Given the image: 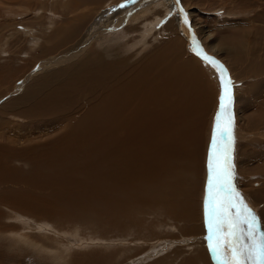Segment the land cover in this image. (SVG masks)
Here are the masks:
<instances>
[{"label":"bare ground","instance_id":"bare-ground-1","mask_svg":"<svg viewBox=\"0 0 264 264\" xmlns=\"http://www.w3.org/2000/svg\"><path fill=\"white\" fill-rule=\"evenodd\" d=\"M170 24L166 22L160 29L162 33L158 42L161 44L150 53H147V47L157 37L150 44H145V50L140 49V52L132 54L128 53L126 47H130L131 43L108 46L101 53L96 49L87 50L86 44L90 39L83 36L80 45L76 49L73 47L74 51L64 56V60H52L50 65H42L41 71L50 73H44L37 81L30 82L17 98L18 104L10 100L9 106L18 109L12 112L15 117H27L34 125L43 124L44 121L49 124L42 125L40 129L43 131L29 141L25 138L29 142L27 147L12 143L9 137L6 145L0 143L2 195L12 200L0 201V205L7 203L8 207H12L16 203L15 213L53 217L58 224L71 225V221L79 224L77 219L90 222L88 215L95 214L94 227L102 222V237L110 240L117 238L107 231L110 222L121 233H117L121 238L132 226L146 230L144 217H153L154 221L156 216L170 219V223L152 224L148 220L149 227L153 229L158 223L174 225L180 224V221L195 222L200 219L198 215H193V210L197 207L195 197L201 195V189L202 192L205 189L208 175L204 129L211 117L214 101H217L216 107L219 108L220 89L214 100L210 79L220 88V78L216 71L213 73L210 65H205L192 51V47H188L189 54L186 52L187 43L184 44L176 35L184 32L181 19L175 18L176 27ZM134 31L139 33L140 30ZM123 32L126 34V31ZM78 33L76 31L75 36ZM185 35H182L183 39ZM102 39L106 41L107 37ZM140 41L144 42L143 34L137 42ZM133 44L131 47L139 43ZM83 49L87 51H80ZM254 54L248 56L245 73L238 75V78L252 75L258 81L264 76V64L257 65V54ZM243 59L236 56L230 68L235 71L234 67ZM68 61L74 63L69 64ZM5 77L7 80L11 78L9 75ZM259 95L260 89L256 87L252 99L256 101ZM241 102L242 108L249 107V101ZM257 105L259 110L264 107V101ZM258 110L252 122L262 116ZM6 122L2 119L0 127L5 128ZM236 130L242 134L239 127ZM206 132L205 129V135ZM237 144L235 142V146ZM237 153L233 150V165H238ZM235 170L234 183L237 184L243 175L237 168ZM145 212L151 215H142ZM26 221L20 220V223L24 225ZM87 222L80 224L92 229L91 222L90 225ZM1 225L0 221L2 230L7 227L6 224ZM189 229H178L179 237L194 235L191 238H197L198 233L199 237L206 235L205 226L201 223L198 233L193 229L188 232ZM142 234L144 236L145 233ZM81 235V242L87 241ZM145 235L151 240L157 237V232L147 229ZM177 242L181 245L182 241ZM202 243L189 244L193 246V253L191 251L188 256L181 255L180 258L177 255L174 262L179 258L177 264H213L206 241ZM127 250L118 251L114 256L112 253L99 256L94 250L81 256L72 253L66 264L120 263L118 261L122 255L130 253ZM162 258L158 260L167 264L168 260L173 259L170 256Z\"/></svg>","mask_w":264,"mask_h":264},{"label":"rangeland","instance_id":"rangeland-1","mask_svg":"<svg viewBox=\"0 0 264 264\" xmlns=\"http://www.w3.org/2000/svg\"><path fill=\"white\" fill-rule=\"evenodd\" d=\"M120 4H125V7H119ZM173 5V0H135L134 3L131 0H0V121L2 119L7 121L5 128L0 127V143L6 145V140L10 138L12 143L27 147L29 139L43 131L40 127L49 124L48 121H44L43 124L34 125L27 117H15L12 112L18 109L9 106L10 100L18 104L17 98L23 94L22 89L24 90L30 82L40 79L46 72L41 71L43 64L48 66L52 60H64V56L74 51L73 47L76 49L80 45L83 36L90 39L89 44H86L87 50L96 49V52L101 53L102 49L108 46L131 43L130 47H126L128 53L132 54L140 52V49L145 50V44H150V41L157 37L147 47V53H150L155 46L161 44L158 41L162 32L159 31L163 25L169 22L174 27L175 18L180 19L175 16ZM179 5L183 9L184 15H187L191 32L202 50L208 56L217 58L216 60L224 66L228 78L232 82L233 150L238 152L239 158L236 163L238 165L234 164L233 167L236 166L234 171L237 168L243 175L242 179L237 180L238 183H235V186L237 185L236 188L248 206L260 218L261 231L264 232V107L257 109V106L259 107L257 104L264 101V76L260 79L263 81H255L252 75L251 77L238 78V75L245 73L244 69L247 67L245 61L252 53L257 54V65L264 64V0H179ZM117 18L118 20H116ZM146 22H149V25ZM135 29H139V33L135 32ZM76 31H79L77 36H75ZM123 31H126V34ZM142 34L144 42H137ZM176 35L184 41V44L187 43L182 34L176 33ZM102 37H107V40L105 41ZM134 42L139 44L135 46ZM132 44L135 48L131 47ZM185 47H187L185 50L188 53L187 44ZM85 50L80 51L84 52ZM235 50L242 52L237 53ZM83 52L79 55L82 56ZM236 56H242L244 59L234 67L235 71H233L230 65L232 67V61ZM75 60L73 59V61ZM73 61L67 63L73 64ZM257 70L262 72L259 67ZM212 71L214 73L215 69L213 68ZM48 73L50 72L45 74ZM262 73L264 75V70ZM5 75H9L11 78L7 80ZM3 76L4 79H2ZM210 86L213 88L214 100H216L215 96L217 90L219 93L220 88L214 85L212 79H210ZM256 87H259L260 95L254 101L255 99L252 97H254ZM240 99L243 102L249 101L251 105L249 104L246 109L242 108L241 104L243 103ZM213 104L211 117L205 126L207 127L205 128L206 135L204 129L207 155H209L210 149L207 147L210 131L214 130L213 120L218 109L217 101H214ZM41 109L44 112L43 107ZM256 110L262 116L258 121L252 122L256 116ZM249 123L251 124L249 125ZM236 127L241 130V135L236 132ZM25 138L28 141H25ZM235 142L238 143V146H235ZM2 160L0 159V162ZM2 189L0 182V201H12L7 195H2ZM16 189L18 190L17 187ZM203 192L201 189V195L195 197L197 207L193 210V215H198L200 218L195 222L192 220L180 221V224L175 223L174 225L158 223L157 227L153 229L154 227H149L150 221L151 224L152 222L170 223V219L165 216H156L154 221L153 217L150 219L144 217L143 221L147 225L146 230L132 226L128 230L129 232L126 231L121 235V238L117 235L118 229L114 228L115 226L110 222V228L107 231L117 236L114 240L103 239L102 222L94 227L95 214L88 215L93 227L91 229L80 224L87 222L84 219L76 220V222H80V225L74 221H71V225L69 223L58 224L53 217L43 218L39 215L17 214L14 209L16 203L12 207H8L7 203L0 205L1 226L5 224L7 226L4 230L0 228V264H66L67 259L71 258L68 257L75 253L81 256L94 250L99 253V256H102L103 253H112L114 256L118 251L127 249L130 253L127 252L128 255H122V257L120 253L121 258L118 261L120 263L116 261L114 264L164 263L158 259L162 257L164 259L167 256L173 258L168 260V264H177L181 255L185 257V255L191 254V251L193 253V246H188L189 244L202 245V242H205V234L199 237L198 233L200 223L205 226L204 219H202L205 197ZM100 195H102V189H100ZM145 213L142 215H151L150 212ZM20 220L28 222L26 221L23 225ZM90 222L88 221L87 225H90ZM13 225H16L15 227L18 229ZM177 225L179 230L182 228L183 231H187L190 228L188 231L190 232L193 229L198 233L196 234L198 237L191 238L194 235L190 234V237H185L182 234V238L179 237ZM133 229L134 233L138 230V233H135L138 240H135ZM147 229L157 232V237L148 240L149 236L145 235ZM65 232L67 235H64ZM142 233H145L144 236ZM81 234L84 236L83 238L86 237L87 241L82 240L83 242H81L79 238ZM96 236L101 239V242ZM90 237L94 239L91 240ZM178 240L182 241L181 245L177 242ZM177 251L178 253H176ZM177 255L179 258L177 262H174Z\"/></svg>","mask_w":264,"mask_h":264},{"label":"snow or ice","instance_id":"snow-or-ice-1","mask_svg":"<svg viewBox=\"0 0 264 264\" xmlns=\"http://www.w3.org/2000/svg\"><path fill=\"white\" fill-rule=\"evenodd\" d=\"M119 7L123 8L125 4ZM179 11L184 15L183 9ZM183 22L189 25L186 15ZM191 41L192 51L205 65L214 68L220 78L219 110L208 155L203 202L207 252L213 264H264V232L261 231L260 218L248 206L234 183L232 82L224 66L203 52L195 36L191 37Z\"/></svg>","mask_w":264,"mask_h":264},{"label":"water","instance_id":"water-1","mask_svg":"<svg viewBox=\"0 0 264 264\" xmlns=\"http://www.w3.org/2000/svg\"><path fill=\"white\" fill-rule=\"evenodd\" d=\"M174 1V10H175V12H176V15L181 19V21L183 22L184 21V15H182L181 13H180V11H179V9H181V7H180V5H179V3H177V0H173ZM183 13H184V11H183ZM188 19V18H187ZM189 21V20H188ZM184 23V22H183ZM184 25H185V23H184ZM183 28H184V34L186 33V37H185V39H186V41H187V46L188 47H192V41H191V37H192V32L190 33L189 32V25H185V26H183ZM182 33V32H181ZM182 33V35L184 36V34ZM219 96H220V93H219ZM218 110H219V108L217 109V111H216V113H215V116L217 115V112H218ZM213 122H214V124H215V119L213 120ZM212 135H213V130L211 129V131H210V136H209V140H208V145H207V147H209L210 149H211V142H212ZM210 149H209V152H210ZM207 157H208V155H207ZM207 160H208V158H207ZM206 187V186H205Z\"/></svg>","mask_w":264,"mask_h":264}]
</instances>
